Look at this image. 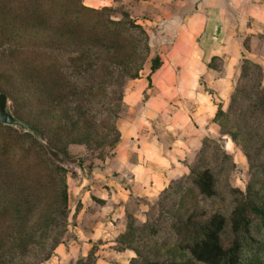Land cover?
Masks as SVG:
<instances>
[{"label": "trees", "instance_id": "1", "mask_svg": "<svg viewBox=\"0 0 264 264\" xmlns=\"http://www.w3.org/2000/svg\"><path fill=\"white\" fill-rule=\"evenodd\" d=\"M150 51L147 31L123 7L92 8L82 0H0V84L16 86L35 98L38 115L53 126L52 138L63 132L65 126L73 132L87 122L90 111L81 104L82 98L86 96L89 101L83 104H89L92 92L111 87L117 76L139 78L145 61L150 65L146 76L150 83L152 73L161 66L160 56L151 57ZM262 75L261 65L244 59L229 107L242 108L237 100H242L244 90L249 88L250 100L260 95L254 110L263 116ZM218 103L213 121L222 123L220 117L225 120L230 112ZM46 104H54L57 112L45 111ZM13 125L0 122V170L9 171L6 165L16 160V178L29 183L24 182L25 185L18 186L20 189L15 187L19 192L9 194L10 200L5 199L6 203L0 206V264H41L51 257L67 231L68 192L65 168L60 162L75 159L52 142L39 140V135L44 136L41 128L26 123L29 130L19 131ZM114 130L118 136L119 131ZM228 134L236 141L234 132ZM19 160H35L26 168L37 169L34 173L24 172ZM187 177L200 196L208 198L215 194L214 174L209 167L193 166ZM30 188L32 194L33 189L54 191L53 201L30 203L35 200L30 196ZM166 191L167 187L159 195ZM20 196L23 197L19 199ZM26 197L29 200L25 202ZM254 218L264 223V209L243 199L227 216L215 212L203 220H193V214L180 222L175 219L171 227L176 239L171 252L178 255L172 257V262L169 255L157 260L145 257L142 264H176L179 255L189 256L183 264H241L243 241L251 238ZM227 224L238 236L223 245L221 233ZM156 231L152 227V233ZM117 249L134 251L136 257L129 264L142 257L136 247L123 245ZM77 264H95L94 253L81 256Z\"/></svg>", "mask_w": 264, "mask_h": 264}, {"label": "crops", "instance_id": "2", "mask_svg": "<svg viewBox=\"0 0 264 264\" xmlns=\"http://www.w3.org/2000/svg\"><path fill=\"white\" fill-rule=\"evenodd\" d=\"M138 2L140 9L151 10L138 23L147 31L161 66L150 83L147 74L139 77L123 96L127 115L118 123L115 161L88 166L87 176L79 173L72 185L67 184L68 200L77 204L69 206L75 216L77 256L88 253L87 245L113 243L120 234L117 222L129 211L131 198L157 197L170 179L185 173L182 152L215 131L213 98L219 103L228 100L244 59L261 65L264 74V0ZM161 135L170 139L166 145ZM60 247L55 252L60 253ZM111 251L120 264L134 256L128 249ZM44 262L54 264V259Z\"/></svg>", "mask_w": 264, "mask_h": 264}, {"label": "rangeland", "instance_id": "3", "mask_svg": "<svg viewBox=\"0 0 264 264\" xmlns=\"http://www.w3.org/2000/svg\"><path fill=\"white\" fill-rule=\"evenodd\" d=\"M138 1L114 0V3H110V5H104L105 3L96 5L91 3L90 0H82V3L92 8L102 6L123 7L136 18L138 23V20L144 22L143 18L151 14L150 8L143 7V9H140ZM154 55L156 54L150 51V56ZM149 66V61H145L143 69L140 71V77H144L149 73ZM136 82L135 79H124V77L117 76L111 83V87L108 86L104 91H93L89 104H83V102L89 101L86 96L82 98L81 104L84 108L89 109L90 118L73 132L69 130L68 126L63 127L64 131L53 138L51 136L53 126H48L46 124L48 119L44 120L38 115L39 109L35 105L33 96H28L17 90L16 86L10 88L7 83L0 84V93L7 95L6 109L13 118L17 119L13 128L19 131H27L29 127L26 126V123L41 128L44 130V136L43 134L39 135V140L44 141V143L47 141L52 142L58 148L65 149L75 159L73 162H60L65 168L64 181L66 184L72 185V181L77 174L82 173L84 177L89 174L88 166L92 168L103 167L115 161L113 151L120 134L118 133L117 136L114 128L118 130L119 121L127 115V105L123 101V96ZM262 83L264 85V74L262 75ZM233 90L234 88L231 93ZM244 91H246L245 97L242 100H237V105L242 104V108H230V97L222 103H218L219 101L213 98L216 103L222 105L223 110L230 112V116L225 120L220 117L223 122L217 120L215 131L204 136L197 147L189 148V150L184 149L182 153L185 155H183L181 163L187 167H182L185 173L169 180L166 193L150 200L131 198L127 205L129 211L122 220L117 222L120 234L115 240H112L113 243H94L93 248L92 244L85 247L88 253L90 251L94 253L95 264H120L111 250L115 252L125 250L117 249V247L123 245L136 247L142 254L139 260L131 264H142V259L145 257L157 260L164 259L168 255L171 257L168 260L172 262V257L178 255V252L173 255L171 252L176 239L175 230L171 227L175 219H179L180 222L189 214H193V220H203L215 212L227 216L238 200L243 199L251 201L264 209V173L262 172L264 169V115H258L254 110L260 95L254 96L250 100L248 94L252 90L246 88ZM44 110L54 113L57 112L58 108L54 104H46ZM262 111L264 112V109ZM243 112L245 114L242 117ZM231 132L235 133L236 141L232 140L228 134ZM161 140L164 145L170 141L167 136L164 137L163 135H161ZM19 161V164L24 168V172L29 170L34 173V170L37 169V167L29 168V166L26 168L29 165L28 163L31 164L35 160ZM9 162L11 164L6 165L9 171L0 170V206L6 203L5 199L10 200L8 198L9 194L15 195L19 192L15 187L20 189L21 187L18 186L29 183L25 180L24 183L22 182L23 179L16 178L13 164H16L17 161L10 160ZM193 166H196L197 169L207 166L213 172L215 194L212 197L200 196L195 189L191 188V180L187 176ZM122 174L129 177V173L126 171H123ZM47 187L50 189V186ZM45 188L37 191L33 189L35 194L31 193L32 189L30 188V196L35 198L30 203L34 201H40L41 203L53 201L54 191ZM22 197L20 196L19 199ZM26 198L25 202L29 200V197ZM69 206L73 207L77 204H72L68 200V208ZM67 220V231L61 237L62 242L56 246L57 248L61 245V251L57 253L55 248L50 257L54 259V264L56 262L57 264H77V260L81 257V254L76 255L79 242L74 235V225L76 223L72 208H69ZM143 223H145L144 226H142ZM152 227L157 228L154 234L152 233ZM250 234L251 238L244 241L242 239L241 264H264V223L262 220L253 219ZM237 236L227 224L221 233V242L223 245H228ZM84 241L86 242V240ZM64 247L67 250H64ZM68 247L69 249L71 247V255ZM88 253L84 256H87ZM135 257L136 254L134 253L132 258L126 259L127 263L125 264H129L130 260ZM188 259L189 256L187 255H179L175 262L176 264H183ZM190 264L200 263L194 261Z\"/></svg>", "mask_w": 264, "mask_h": 264}, {"label": "water", "instance_id": "4", "mask_svg": "<svg viewBox=\"0 0 264 264\" xmlns=\"http://www.w3.org/2000/svg\"><path fill=\"white\" fill-rule=\"evenodd\" d=\"M7 105V95L0 93V122L4 124H14L17 119L13 118L9 111L6 109Z\"/></svg>", "mask_w": 264, "mask_h": 264}]
</instances>
